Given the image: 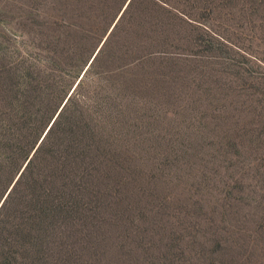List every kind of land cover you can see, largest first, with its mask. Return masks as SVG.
Returning <instances> with one entry per match:
<instances>
[{
  "label": "trees",
  "instance_id": "16d2710c",
  "mask_svg": "<svg viewBox=\"0 0 264 264\" xmlns=\"http://www.w3.org/2000/svg\"><path fill=\"white\" fill-rule=\"evenodd\" d=\"M232 1L264 0H16V33H0V264H256L264 192L241 203L221 163L243 145L206 142L242 103L217 66ZM250 98L264 111V91Z\"/></svg>",
  "mask_w": 264,
  "mask_h": 264
},
{
  "label": "rangeland",
  "instance_id": "374dc122",
  "mask_svg": "<svg viewBox=\"0 0 264 264\" xmlns=\"http://www.w3.org/2000/svg\"><path fill=\"white\" fill-rule=\"evenodd\" d=\"M243 4L246 7H242ZM256 5L259 9L250 10L245 1H232L228 6L229 12L216 18V21L219 20L218 31L227 39L226 45H222L219 49L220 59L217 61L220 63L217 66L225 71L228 79L235 77L238 85L234 90L225 88L223 92L224 94L230 91L237 92L242 103L234 109L232 105L222 109L229 112L227 116L229 114L234 116L229 115L228 123H224L223 120L212 122L217 124L216 131L219 132L220 129L227 131H224L221 137L206 140L209 143V140L215 139L225 144L235 141L243 145L244 151L239 162L221 163L231 166L227 175L232 177L234 190L242 195L247 194L246 199H242L241 203L250 200V197H253L252 200L260 201L254 193L259 197L264 192V111H255L249 105L253 99L250 98L252 95L264 91V1ZM0 6L9 10L0 15L2 20L0 33L3 30L16 33V0H0ZM167 111L173 110L167 108ZM222 194H225V191ZM226 219L228 220V217ZM229 223L233 224L234 220H230ZM248 228L252 229L254 225H249ZM249 249L242 247L239 252L242 256H246L250 253ZM259 253L260 258L256 260V264L257 262L264 264V251Z\"/></svg>",
  "mask_w": 264,
  "mask_h": 264
},
{
  "label": "water",
  "instance_id": "95a60500",
  "mask_svg": "<svg viewBox=\"0 0 264 264\" xmlns=\"http://www.w3.org/2000/svg\"><path fill=\"white\" fill-rule=\"evenodd\" d=\"M53 119H54V118H53ZM53 119H52V121H53ZM52 121H51V122H52ZM46 130H47V129H46ZM46 130H45V132H46ZM45 132H44V134H45ZM44 134H43V135H44Z\"/></svg>",
  "mask_w": 264,
  "mask_h": 264
}]
</instances>
